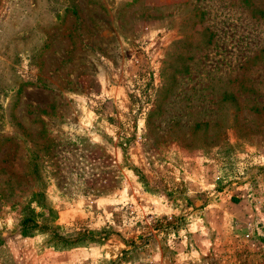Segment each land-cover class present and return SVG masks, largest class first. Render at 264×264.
Segmentation results:
<instances>
[{"label": "rangeland", "instance_id": "obj_1", "mask_svg": "<svg viewBox=\"0 0 264 264\" xmlns=\"http://www.w3.org/2000/svg\"><path fill=\"white\" fill-rule=\"evenodd\" d=\"M0 264H264V0H0Z\"/></svg>", "mask_w": 264, "mask_h": 264}, {"label": "trees", "instance_id": "obj_2", "mask_svg": "<svg viewBox=\"0 0 264 264\" xmlns=\"http://www.w3.org/2000/svg\"><path fill=\"white\" fill-rule=\"evenodd\" d=\"M23 223H24V226H25V233H27L28 228L38 227V224H36L35 220H33L32 218L25 219V221ZM54 236L56 237L55 238L56 241L59 242V243H64V244H67V245H73L72 242H67V241L63 240V238H61L58 234H54Z\"/></svg>", "mask_w": 264, "mask_h": 264}]
</instances>
